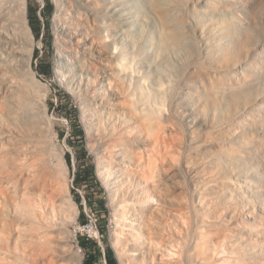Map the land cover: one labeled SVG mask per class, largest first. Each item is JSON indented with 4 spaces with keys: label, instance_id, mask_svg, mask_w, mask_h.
I'll return each mask as SVG.
<instances>
[{
    "label": "bare ground",
    "instance_id": "1",
    "mask_svg": "<svg viewBox=\"0 0 264 264\" xmlns=\"http://www.w3.org/2000/svg\"><path fill=\"white\" fill-rule=\"evenodd\" d=\"M113 1L116 2L117 0L116 1L112 0L113 4H111L109 0H104L103 2L104 5L100 4L103 6V8L100 7L102 9L100 10L98 9L99 12L96 9L98 13L96 12L95 13L99 17L100 14H102L101 17L103 18V20L99 21L100 20V19L98 20L99 17H95V19L93 20H95L96 22L98 21L101 24L103 23V21L109 20L110 23L107 22L108 23L107 24L106 22H104L102 26L100 25V23L99 26L96 25L99 32L101 31L99 29L102 28L103 25L105 27L102 29L103 31L100 32V34L102 35L97 33L100 35V37H98L100 40V41L98 40L99 42L96 43L94 39L95 40L97 39L92 38V44L93 41L96 43V46H94L95 43L94 45H91L92 47L94 46L92 48V51L94 53H91L92 51L91 52L89 51V53L95 56L94 57L95 59L94 58L93 59L96 62L99 61L104 66L111 67L112 70L108 71L110 70V68L108 67V69H105V67L102 65V67H104L105 70L101 68L100 69L104 70L103 71L104 73H102V71L101 74L100 72L97 73L98 70L97 71L95 70L96 73H94L93 71L91 73L88 70L86 76L88 80L87 86L89 85L93 87L92 84L100 86V89H103L102 94H104V97H106L109 101L107 102L112 103L114 106H117V108L115 109L113 108L111 109V111H109V113H111L109 115V128L106 127L104 131L106 135L107 134L110 135L109 142L111 143L112 141V145L109 146V148L111 147V150L110 149L107 150L110 152H107L105 149L107 156L104 159V161L102 160L103 162H100L101 165L99 167V173L101 177L100 179L101 182L103 181L104 186L111 192L110 195L112 197V200L115 202L114 204H116L115 206L118 207V209L124 210V208H126L125 210H127L126 213H124L125 211L124 210L122 213L116 214V217L118 219L117 220L118 224L123 223L125 228L131 227L130 231L132 233L128 235V237L126 238H123L124 235L123 233L122 235L118 234V239L116 241L113 240L114 248L120 249L121 252L120 257L122 258L123 256L124 257L127 256V260L129 259V261L132 264H254V262L251 259L252 258L251 252H253L252 239L254 238L253 234H257V232L256 230L253 229H257L258 225L256 224V221H253L252 219H249L246 216L241 217L243 218V221H240L239 219L241 218L238 219V217L235 216H234L235 220L233 219L232 216L234 214L235 215L236 213L237 214L240 213V215L243 214L247 207L242 206L241 208L238 209V207L236 206L237 207L236 208L234 205H236L237 202H235L234 199H231L230 195H228V192L226 191V189L227 188L230 189L229 187L232 185V183L230 182L231 174H232L230 170L232 169V167H230L228 161H229V156L234 154L235 150L232 149L231 147L237 144H234L232 146L231 145L232 143L231 144L226 143L224 139H225L226 131L227 130L229 131V127L233 124L231 123L230 120L231 118L229 119V121H227L226 116H224L225 117V122H224L223 121L224 119L217 120L216 117V112L218 110L224 112L223 105L219 104V101L221 100L222 97L220 95L224 93V91L234 89L238 84L244 83L241 80L238 81V83L237 82L234 83L232 75L230 73L228 74L227 71H225L227 69L226 67L227 66L229 67L227 62H229L228 58L231 55L230 54L231 52L228 51H231L233 48L231 50L230 48L233 47L234 45L233 42L228 37V35L231 36V34L227 32L228 33L227 35L226 33L227 30H224V27L227 24L224 25L221 23L222 25H224L221 27V25L220 26L218 25L220 21L216 24H215L216 21L213 22L214 25H212L211 29L213 30L212 32L216 35L215 38L218 39V41H220L221 48L216 47L217 49L213 48V49L204 50L207 52L206 54L208 58H205L207 59L206 61L205 59H203L205 62H202L201 60L205 54L203 56L201 55L202 58H200L201 53L199 54V52L201 51L199 50V52L197 53L198 50V49L196 50L197 46L195 47L193 43L194 32L192 29L194 27H192L191 29L190 28L191 26L189 25L190 23L189 19L190 20L194 19L195 22V19L198 18L197 15H199L200 13L198 14V12L194 10V6L192 7L188 6L187 12L186 10H184L186 7L182 8L181 5H180L181 7L176 6L177 4H179L181 0H177L179 2H177V4L175 3L176 4L175 7L172 6L173 8L170 7L171 9L170 8L165 9L164 11L163 8L166 5H164L163 2L161 4L164 5L162 6L163 8L161 6H157L158 9L160 7L162 8L161 9L162 19L165 21L164 24L162 23L163 26L159 32L160 33L159 39L157 38L159 45H157V43L155 42L157 48L158 46L160 47V50L159 48L157 50L158 55L160 54V56H164L161 57L163 61L165 60V58H167L165 56H170L172 54L171 52L168 51L169 49L172 50L173 47L177 48V47H181L182 45L184 47L187 44V43L185 44V40L187 39L188 40L191 39V42L188 45H186L185 48L186 52L187 51L188 52L187 54L184 53V55L186 54L185 56L187 57L184 58V62L181 63L180 61L181 65L179 67L176 66L177 69H173L172 68L173 65L170 66V64L168 63L169 65H167V67L170 66L173 69L172 70L168 67L169 70L170 71L175 70V73L174 72L171 73L167 68H166L167 70H163L165 69L164 67L162 68V70H160L159 73L160 75L164 74L165 77L164 79L166 80L167 78H169L167 76L171 77V74L173 73L176 75L178 74L179 76L177 75V79H179L180 81L176 79V82L179 81V83L176 84V82H174L175 79H173V81L168 80L167 83L170 84V82H172L171 84L173 85L174 83L175 85V87L174 86L171 87L170 84L169 85L171 87L170 89L165 85L167 84L165 83L166 80L165 82L161 81L163 78L160 77L159 75L160 79L158 78V80H155L156 81L155 84L156 83L158 84L157 81L160 80L159 83L160 85L158 84L160 88L157 89L154 88L156 86L154 87L152 86L155 90V92L154 90L153 91L151 90L153 92V96L150 94L151 93L150 91L147 90L145 91L144 89L146 95L147 92H149V96H150V97L147 96L146 97L147 99H144L142 96L145 95L144 94L145 92L143 91L144 88L143 85L145 83L143 85L140 83L141 82L140 80L143 78V76L140 78V80L139 79L137 80L140 81L138 83V86L142 85L141 89L142 92H144L143 93L144 95L141 93L140 87H138L136 84L138 81H136L135 86L132 87L130 86L132 83H129L130 85H128V81L126 80L127 81L126 82L124 79L127 77V75L129 76V74L136 75L137 72L136 71L137 69L136 70L134 69L136 72H134L135 74H132L134 71V70L132 71V69L134 68L132 67V64L135 60L133 61L132 59L134 58H132L131 54L130 53L128 54L127 52L130 50L131 46H133L135 48L140 49V50L138 49L136 50L141 52H137L135 50L136 53H139L140 55V53L144 52L143 50L146 51V49H144L146 44L145 45L142 44L144 43L143 40H137L138 42L135 41V46H134L132 44V42L134 41H130V39H127V37H130L132 40L133 39L136 40L138 39V37H136L137 35L130 36L132 34L128 32H127L128 34L126 33L128 35V36L126 35V38L124 37L125 35L124 36L119 35L120 37H124L126 39V40H122L121 38L120 40H122L123 42H118L119 40L117 41L113 38V36L115 35L114 32L118 30L120 32V29L122 32L123 30L122 26L118 25V21L120 18H118L116 24L115 22L116 19L114 20L113 18L117 15L115 14L114 16L111 13L112 10L117 9V7H115V9L113 7L119 5L120 2H116V4H114ZM187 1L182 0L181 2H183L185 6L187 5L185 3H189ZM3 3H5V0H0V168L2 167L1 169H4V172H8L11 166L16 169V171L15 169L14 170L11 169V171L13 170L12 172L15 171V175H13L12 172L10 174H12L15 177L14 178L12 176L14 179L17 178V180L19 181V185L18 182L15 181L12 177L10 178L13 179L15 182L13 181L12 183L9 184H11L12 187V185H14L13 183L17 182L16 185H18L19 188L16 189L17 191H19V193L17 192L18 194H14L16 196V198L14 199L11 197L12 195L6 194L3 191V183L1 182V180H0V193L2 192L4 194L5 199L8 200V203L11 201V203H13L14 205L15 212L18 214L19 217V222H18L19 226L17 227L16 225H14V227L16 226V228H19L18 229L19 234H8V232H4L5 230L0 229V264H67L66 256L68 254L69 249L67 248V254L65 256L66 247L68 246L65 247L66 242L64 240L65 238H63L64 235L63 233H65L63 232V227L66 224L65 223L66 218L59 217V215H61L62 212L65 213L64 209H66L67 206V204L65 207L62 206L65 203L63 202V198H61L60 196L61 194L60 192H62L61 190H63V192H66L67 190L68 183L66 184L65 182L67 179L64 176V179H66L64 180L62 174H61L62 176L60 175L59 177L58 176L59 174L58 173L56 174L54 172L58 170L57 169L58 167L56 168L54 164H53L54 166L52 164L50 166L49 162L52 160L49 161L50 159L49 156L47 158L46 157L44 158L45 156L43 155L44 147L41 148V152L42 151L43 152L40 153V155L42 154L43 157L38 156L37 158L34 157L31 158V156H29V154H32L31 148L29 149V147L27 148L23 144L26 143L24 142V140L27 138V135L30 136L32 132L37 130V124L39 123V122L37 123L36 121L37 120L35 117L36 113L34 112L35 109H33V106H36V104L39 106L41 105L39 101L45 100L43 97L36 100V96L35 94H33V89H32L33 87L31 86L32 84H30L29 86L27 82L28 79L26 80L24 78L25 74L22 75L23 74L22 69H25L27 67L29 70H31L29 67L31 64L32 54L34 50V36L32 33V29L29 25V19L27 14V2L26 0H19V10L17 12L18 15L17 14L15 15V17L18 16L17 19L14 17V15H12V19H13L12 22H14L15 24H13L9 20L11 14L13 13L7 14L8 11L5 12L7 8L5 7L6 9L4 10L3 6H1ZM109 3L111 4V6ZM207 3L210 4V1H208ZM232 3H234L233 0ZM213 5L214 4L212 3L211 6ZM217 5L214 6L213 8L217 7ZM205 7L210 8V6H205ZM219 7H225V6L219 5ZM59 8L56 17L59 19L58 21L60 23L62 22L63 24H65L66 23L65 19H67L66 17L67 15L62 12L60 15V11L62 10V8H60L61 10H59ZM111 8L113 9L111 10ZM226 9H228V7H226ZM96 14L95 16H97ZM132 17H134V15ZM224 19L223 21L225 22ZM122 22L123 21H121V23ZM105 23L107 25H105ZM211 24L209 23V25H207L205 23L204 26L206 27L207 25V28L209 26L210 29ZM129 25L128 26L125 25L124 29H126L127 26V30H129V28H131L129 27ZM117 26L118 27L121 26V27L118 29ZM227 26H229V24ZM90 27L93 28L92 26ZM90 27H88L87 31L90 30L89 29ZM230 27L231 26H229V28ZM149 30L151 31V29ZM91 31L93 30L91 29L90 32L88 33L91 34ZM112 32L114 34V35L112 34L113 36L111 35ZM208 32H210L209 36L211 39L212 38L211 35L213 34H211V31L209 30ZM199 34L200 33H198V35ZM154 35L157 34L154 33ZM196 35L194 37H196ZM77 36L81 37L79 35ZM89 36L88 37L86 36V38L89 39ZM153 37H157V36H153ZM153 37L152 38L150 37L151 38V39L149 38L150 40L148 39L149 43L155 41ZM83 38L77 39L78 46H76L74 49L78 53L80 52L79 48L80 49L82 48V51H84L87 48L86 46L87 44L84 43ZM110 38L113 40H111ZM203 38L205 39V36ZM234 39L235 37L232 38V40ZM127 40H129V42L131 43V46L128 43L130 48L127 45L129 50H127L128 48L125 45V42ZM144 41L147 43V40ZM205 42H201V43H205ZM209 42L211 41L209 40ZM214 43H216V41ZM214 43L212 44L213 47H214ZM118 44L120 45V47ZM141 44L143 45L142 46L143 48L141 47ZM63 45L64 43L62 44V46ZM91 46H89L88 48H91ZM169 46L170 48H168ZM210 46L211 45H209V47ZM62 48L63 50L65 49L67 50L66 46L61 47V49ZM201 48L203 47L201 46ZM183 49L181 48V50ZM157 51L155 56L158 57ZM84 52L80 54L83 57L85 56ZM129 55L132 58L131 59L132 62L130 61V63H132L131 66L127 64L128 62L126 63ZM139 55L138 57H140ZM151 55H149V57ZM142 56L145 55L141 54V57ZM146 56L143 57L144 59L142 58L144 61L145 60L147 61L149 59L148 56L147 57ZM155 56L153 55L152 57ZM74 57L75 56L73 55V59L76 60V58ZM152 57L150 59H153ZM168 58L167 60L172 59V58L170 59ZM73 59H71L72 60L71 62H73ZM176 59L179 58L177 57ZM79 60L81 59H77L76 62H74L73 64L75 63L78 64ZM84 60H81L79 62L80 63L79 65H81L82 64L81 62ZM154 60L156 61V57L155 59L152 60V62ZM163 61L161 63H163ZM200 61L202 63H200ZM139 62L141 61L139 60ZM152 62H149L151 63L150 65L152 68L151 72L154 71L153 69H155L154 66L156 65L154 62H153L154 64H152ZM171 62L172 61H170V63ZM147 63L145 65H143L142 63V65L145 67L144 70L148 68L146 67ZM173 63L175 64V62ZM164 64H167V62L166 63L164 62ZM221 64H226V66L223 65L221 67ZM173 67L175 68V66ZM86 69H90V66L86 67ZM86 69L85 67L84 69L82 68V72H84V70ZM91 70H93V68H91L90 71ZM211 70H213V73ZM166 71L167 72L169 71V73H167L169 75H166L164 73ZM153 73L155 74V72ZM30 74L32 73L30 72ZM102 74H104L105 77ZM147 74H149V72L146 73L145 75ZM123 75H126V77L124 78ZM156 76L152 74L151 77H156ZM31 77L33 79L35 78L34 75H31ZM146 77H148V75ZM248 78L251 79V76ZM248 78L246 76V79ZM147 80H145V82ZM82 81H84V78ZM246 81L247 80H245V83ZM85 82L86 81H84V83ZM105 84L106 85L108 84V86H105ZM165 87H167V90L170 89L171 91L169 92L167 91V93H165L164 91L166 89ZM184 88H185V92L183 91L182 93H180L181 92L180 89H184ZM93 91L96 92L97 88L96 87L93 88ZM166 94H168L169 97H166L167 96ZM180 95L181 96L183 95L186 99L191 100L190 104L189 105L187 104L188 106L191 105L193 107L194 106L197 107L196 108L197 110L195 109L196 111L195 114H193V116L196 115V117L194 118L198 119V121L192 127L191 125L188 126L187 123L183 124L182 122H180L179 117L181 118V115L183 113V111H181V108L183 109L186 108L185 107L186 104H184V102L182 101V100L185 101V99L183 96L181 97ZM163 97H165V100L167 98L166 101L169 102V104H167L165 107H164V103L161 102L164 100ZM160 102L162 104H160ZM167 106H169V109L167 108ZM165 110H167V113ZM186 111L185 113H187ZM212 111L214 112V116L212 115L213 117L211 120ZM31 112L34 113V115H32ZM97 112L99 111L97 110ZM232 113L230 112V114ZM200 116H202L203 118V119L200 118L204 123L202 125H200L199 122ZM103 121L105 122L106 119ZM101 126H103V124H101ZM39 131L40 130L34 132V135H36L35 133H37V135L41 136L42 133L40 134ZM42 136H44V134ZM215 138L217 139L216 143L212 144V142L215 141ZM29 139L27 138V140ZM36 141L38 143L41 142L39 138ZM27 143L26 145L29 146L32 142L29 141V145ZM38 143H35L34 145L31 144V146L34 147L37 146L36 148L38 149L41 147L42 142L39 145H37ZM9 144L11 145L9 146ZM8 146L9 148L12 146L11 147L13 148L12 152H10L9 149H7ZM36 148H34V150L32 149V152L35 151L34 153H36L37 151ZM34 153L33 155L35 156ZM45 153H48V155H52V152L50 151H46L44 152V154ZM36 154L38 155V151ZM54 156H56V154ZM39 157L43 159H40ZM8 166L10 168H8ZM52 168L53 170L55 168L57 170L53 171ZM59 171L60 170H58L57 172ZM7 174L9 173H5L4 176L6 175V177H9L7 176ZM218 180L224 181L225 184L223 188H218L216 186L217 184L215 183ZM7 182L5 184H7L8 187ZM249 184L250 182L246 181L245 186H243L244 190L245 189L251 190ZM5 186L6 185H4V188ZM12 188H10L12 189L10 191H13L15 187L13 186ZM14 192L15 191H13L12 193ZM66 200L67 199H64V201ZM197 200H198V204H197ZM246 200L247 203H251L250 196L246 197ZM71 206L73 205L71 204ZM62 207L64 209H62ZM119 211L120 210H118V212ZM252 211L253 210L250 209L247 210L246 212L249 213ZM63 213L62 215L64 216ZM2 215H3V211L0 206V217ZM229 217L230 218L232 217V219H229ZM231 220L235 222L233 223ZM122 239H128L130 241L131 244H129V246L127 247V248L130 247L129 249L126 248L127 245L125 246L123 245L122 243L123 241L121 242ZM257 240L258 239H256V241ZM256 243L259 244L260 243L259 240ZM263 243L264 242L260 243V246L258 248H260L264 252ZM76 260H78L77 261L78 264H81L80 263L81 259L79 260L77 258ZM71 263L72 262H70V264ZM121 264H123V262Z\"/></svg>",
    "mask_w": 264,
    "mask_h": 264
},
{
    "label": "rangeland",
    "instance_id": "2",
    "mask_svg": "<svg viewBox=\"0 0 264 264\" xmlns=\"http://www.w3.org/2000/svg\"><path fill=\"white\" fill-rule=\"evenodd\" d=\"M47 1H49L50 4L53 6V13L49 17L50 18V35L52 37V46L51 47L48 46L50 40H49V37L47 35V31H45L44 28H42V32H41L40 37H36L32 31L33 36H34V50H33V54H32L31 64L29 67L31 70H29L27 67H26L27 69L26 68L22 69L23 70L22 75L25 74L24 75L25 77L24 76L23 77L26 80L28 79L27 82H28L29 86H30V84H32L31 86L33 88L32 87L31 88L33 89V94H35V96H36V100L41 98V97H43L45 99L43 101L38 100L41 104L39 106L36 104V106L38 108L36 106H33V109H35V111L34 110L33 111L36 113V115H35V117L37 119L36 121H37V123L39 122L37 124V130H35L34 132H37L38 130H40L39 131L40 134L42 133L41 136L44 134V136H42L43 137L42 138L41 136L37 135V133H35L43 145L41 144V147L38 146V147H40L38 149L36 148L37 147L36 145H35L36 147L31 146V144L34 145L35 143H38L36 141L38 138L36 135H34V132H32L33 135L32 134L30 136L27 135L28 139L30 137L29 140H27L26 136H25L26 139L24 140V142H26V143L28 142L27 143L28 145H29V141L32 143L29 146H27L26 143H23V144L27 148L28 147H29V149L31 148L32 154H29V156H31V158H33V157L37 158L38 156L43 157V155H45L44 158L45 157L47 158L49 156V158H50V159L48 158L49 161L52 160L49 162L50 166H51V164L52 165L54 164L56 166V168L58 167L57 169L60 170L61 172L60 171L57 172L58 170L56 168L54 170H57V171H54L53 168H52V170L56 174L58 173L59 177L62 174L63 176L62 175L61 176L63 177V179H64V176L67 179V180L64 179V180H66L65 181L66 184L68 183L67 184V190H66V192H63V190H61L62 192H60V193L61 194L64 193V194L63 195L60 194V196H61V198H63V202L65 203V204H63L61 202L63 204L62 206L65 207L67 204L66 209H64L63 207H62V209H64V212L68 216L63 212L62 213L64 214V216L62 215V213H61V215H59V217H65L66 218V220H65L66 224L63 227V232H65V233H63L64 234L63 238H65L64 240L66 242V243L64 242L65 247L68 246V247H66L65 256L67 254V248L69 249L68 254L66 256L67 264H70V262H72L71 264H75L78 261V260H76L77 258L79 260L81 259L80 260L81 262L79 261L81 264H84L87 251L80 244V242L83 240H85L86 243H90L89 241H93L95 243H98V245L101 247L102 254L98 258V264H107V262L105 260V254H106V247L107 246H111L113 248L118 264H121L122 262H123V264H132L129 261V259L127 260V256H125L126 258L123 256L122 257L123 259H122L120 257V254H121L120 249H115L113 246V240L116 241L118 239V234L122 235V233H123L124 234L123 238H126V237H128V235H130L132 233L130 231L131 227L125 228L123 223L118 224V222H117L118 219L116 217V214L122 213L126 208H124V210H122V209H118V207L115 206L116 204H114L115 202L112 200V197L110 195L111 192L104 186L103 181L101 182V180H100L101 177H100V173H99V167L101 165L100 162L104 161V159L107 156L106 151L109 149L111 150V147L109 148V146L112 145V141H111V143L109 142L110 141L109 140L110 135H108V134L106 135V133L104 131L106 127L109 128V115L111 114V113H109V111H111V109H113V108L114 109L117 108V106H114L112 103H108L109 101L106 97H104V94H102L103 89H100V86H97L94 84H92L93 87H91L89 85L87 86L88 80H87L86 75H87L88 70L91 73H92V71L94 73H96V71L98 70L97 73L100 72V74H101V71H102V73H104L103 71L105 69H108V67H109V66H107V67L104 66L99 61L96 62L94 60L95 56L93 54H91V53H94L92 51V48L94 46H96L97 42L100 41L98 37H100V35H102V34H100V32L103 31L102 29L105 27L104 25L102 28L99 27L100 28L99 30H101L99 32L97 26H99L100 22H98V21L96 22L95 20H93V19H95V17H99L96 13L99 12L98 9L100 10L103 8L102 5H104V3H103L104 0L103 1L102 0H98V1L97 0H89V1L88 0H26L28 19H29V11H30L29 9L32 10V9L37 7V8H40V10H43L46 7ZM165 1L167 4L165 3ZM173 1L174 0H168V1L167 0H117L116 2H120V4L113 7L114 9H115V7H117V9H115L116 11L112 10L113 8H111V10H112L111 13L114 16H115V14L117 15L113 18L114 20L116 19L115 20L116 24H117L118 18H120L121 21H123V22L121 23V21L119 19L120 23L118 21V25L122 26V29H123L122 32L124 30H126V31H124L125 34H124V32L123 33L121 32V29H120V32H119V30L114 32L115 35L112 32L111 35L113 34L115 36L114 37L112 35L113 38L117 41L119 40L118 42H123L122 40H126L125 39L126 35L128 33H130V34H132L130 36L137 35L136 37H138V39H136V40L135 39L132 40L130 37H127V39H130V41H134V42H132V44L134 46H135V41H137V40H143L144 43H142V44L143 45L146 44L144 47V49H146V51L143 50L144 52L142 51L143 53H140V55H139V53H136V51L141 52V51H138V50H140L139 48H135V47L131 46V43L129 42V40H127L125 42L126 47L128 48V46L130 45L131 48H130V46H129V48H130V50L132 49L130 52V50L128 48L127 50H129V51L127 53L128 54L130 53L132 58H134V59H132L129 55L126 63L128 62L127 64H129L131 66L132 63H130V61L132 62V60L133 61L135 60L133 62L134 66L132 64V67H134L132 69V71L134 69L135 70L137 69L136 71L138 73L134 70L132 74H135L134 72H136V75L129 74V76L127 75L128 78L126 77V75H123L124 78L126 77L124 80L128 81V85H130L129 83H132L130 86L133 87V86H135V82L138 81L137 79L140 80V78L142 76H143V78L145 77L146 79L142 78L140 80L141 82L138 81L136 84L138 86L139 82L142 85L145 83L143 85V87H144L143 91H144V89H145V91L146 90L150 91L151 92L150 94L152 96H153L152 91L154 90V88H157V89L160 88V86H159L160 80L157 81L159 85L157 83L155 84V82H156L155 80H158V78L160 79V77L163 78L161 81L165 82V80H166V79H164L165 78L164 74H162V75L159 74L160 70H162L163 67L165 68L163 70H167V69L169 70V68L170 69H172V68L177 69L176 66L179 67L181 65V63L184 62V58L187 57L185 55L187 54L188 51L186 52L185 48H186V45H188L191 42V39H189V40L187 39V40H185V44L186 43L187 44L184 47L182 45L181 47H177V48L173 47L172 50L169 49L168 51L172 53L170 55L172 57H170V56H165V57H167V58L169 57L168 59L172 58L171 60H167V58H165V60L163 61V59L161 57H164V56H160V54L158 55V51H157L158 48L160 50L159 46L157 48V45H159V42H158V39L160 36L159 32H160V29L162 28L163 24L165 23V21L162 19V14H161L162 10L161 9L163 8L162 6H164V5H166L167 7L164 6L163 11L165 9H169L172 6L175 7L177 2H179V1L176 0V1H174V3H173ZM183 1H187V0H183ZM208 1H210V4L207 3ZM233 1H234V3H232V0H230V1L229 0H227V1H225V0L224 1H222V0H207V1L206 0H202V1L201 0H199V1L198 0H189V1H187L189 3H185V4H187L185 6H184L183 2H181V3L179 2V4H177L176 6L181 5L182 8L186 7L184 9V10H186V12H187L188 6L189 7L194 6V10H196L198 12V14L200 13L199 15H197L198 18L195 19V22H194V19L193 20L189 19V22L192 23V24L189 23V25L191 26V27L190 26L189 27L191 29H192V27H194L192 29L194 32L193 33V43H194L195 47L196 46L198 47V48L196 47V50L198 49L197 53L199 52V50L201 51V52H199V54L201 53L200 58H202V56L205 54L201 60L202 62H205L207 60L205 58H208L207 54H206L207 52L204 50L213 49V48L215 49L216 47L221 48L220 41H218V39L215 38L216 35L212 32L213 30L211 29L212 25H214L213 22L216 21L215 22V24H216L220 21V23H218V25L219 26L221 25V27L224 26L225 24H227V25L229 24V26H231L230 28L227 25H225L226 28L224 27V30H227L226 33L228 32L229 34H231V36H230L227 33L229 39L233 42L234 45H233V47L230 48V50L232 48L233 49L231 51H228V52H231L230 53L231 55L228 58L229 62H227L229 67L227 66L226 67L227 69L226 70L223 69V70L227 71L228 74L230 73L232 75L234 83L235 82L238 83V81H240V80L244 83L238 84L234 89L224 91V93H222L220 95L222 97H221V100L219 101V104L223 105L224 112H221V110H218L216 112L217 120L224 119L223 121L225 122L224 116H226L227 121H229V119L231 118L230 120H231V123L233 125H231L229 127V131L228 130L226 131L224 141L226 143H229V144L232 143L231 144L232 146L234 144H237V145H234L233 147H231L232 149L235 150L234 154L229 156V161H228V163L230 164V167H232V169L230 170V172L232 173L231 174V181H230L232 183V185H231L232 187L230 186L229 187L230 189L227 188L226 191L228 192V195H230V198L234 199L235 202H237V204L234 205L235 207L237 206L238 209L241 208L242 206L247 207L245 209L244 213L241 214L242 216L240 215V213L239 214L236 213V215L234 214L232 216L233 219H234V216L238 217V219L243 217V216H246L249 219L256 221V224L258 225V227H257V229H253V230H256L257 234H253V237H254L252 239L253 240L252 241L253 242V249H252L253 252H251L252 253L251 259L254 262V264H264V252L260 248H258L260 246V243L264 242L263 241L264 240V0H236L237 2L235 0H233ZM109 2L111 4H113L112 0H109ZM116 2H114V4H116ZM162 2L164 3V5H161ZM204 2H206V3H204ZM224 2H226V3H224ZM97 3H99V4H97ZM126 3H128V4H126ZM157 3H158V5H157ZM198 3H200V4H198ZM212 3L214 4L213 6H211ZM223 3H224V5H223ZM61 4H62V7H61ZM100 4H102V5H100ZM111 4H110V6H111ZM204 4H207V5H204ZM236 4H237V6H236ZM120 5H123V6H120ZM216 5H217V7L213 8ZM219 5L225 6V7H219ZM1 6H3L4 10L7 8L5 10V12L8 11L7 14L13 13V14H11L10 19H9L12 22L13 21L12 15H14V17L16 14L18 15L17 12L19 10V0H11V1L5 0V3H3ZM93 6H94V8H93ZM95 6H97V7H95ZM157 6H161L162 8L160 7L158 9ZM205 6H210V8L205 7ZM59 7L62 8V10ZM100 7H102V8H100ZM155 7H156V9H155ZM226 7H228V9H226ZM58 8H59V10H61L60 15H61V12L65 13L67 15L66 16L67 19H65V21H66L65 24H63L62 22L60 23L58 21L59 19L56 17V15L58 13ZM219 8H220V10H219ZM96 9L98 12L96 11ZM122 9H123V11H122ZM129 9H131V10H129ZM63 10H64V12H63ZM159 10H160V12H159ZM212 10H214V11H212ZM107 11H109V10H107ZM93 13H95L97 16H95V14H93ZM201 14H202V16H201ZM133 15H134V17H132ZM136 15H137V17H136ZM101 16H102V14H100V17L98 18V20L100 19L99 21L103 20V18ZM17 17L18 16H16L15 18L17 19ZM223 17L226 19H224ZM40 18L42 21L44 20V17L42 14H41ZM208 18L211 22L208 20ZM223 19L225 20V22L223 21ZM104 22L110 23L109 20H105V21H103L102 24H104ZM12 23L15 24L14 22H12ZM96 23H98V24H96ZM106 23H105V25L108 24V23L107 24ZM123 23H125V24H123ZM205 23L207 25H209V23L210 24L212 23L210 25V29H209V26H208V28H207V25H206V27L204 26ZM221 23L224 25H222ZM102 24L100 23L101 26H102ZM29 25H30V23H29ZM125 25H127V26L129 25V27H131V28H129V30H127V26H126V29H124ZM194 25H196V26H194ZM90 26H92L93 28H91ZM121 26H119V27L117 26V28L119 29ZM88 27H90L89 28L90 30L91 29L93 30V31H91V34L88 33V32H90V30L87 31ZM94 27H95V29H94ZM197 27H199V28H197ZM236 27L237 28L239 27V28L237 29ZM117 28H116V30H117ZM149 29H151V31ZM65 30H66V32H65ZM208 30L211 31V34L214 35V37H213V35H211L212 40L210 39V36H209L210 32H208ZM96 31H98V32H96ZM146 31H148V32H146ZM202 31H204V32H202ZM206 31H207V33H206ZM232 32H233V34L234 33L235 34L233 35ZM62 33H63V35H62ZM94 33H95V35H94ZM97 33H99L100 35ZM154 33L157 35H154ZM198 33H200V34L198 35ZM140 34H142L143 36ZM77 35L81 36L82 38L85 36L83 38V41H84V43L87 44L86 45L87 48L91 45H94V43L96 42L93 47L91 46V48L87 49L85 47L86 48L84 50L85 52L82 51V48L80 49L79 47H77V48H79L80 52L81 51L84 52V54H85L84 57L82 55H80V54H82V52L78 53L74 49L76 46H78L77 45V43H78L77 39H82L81 37H78ZM109 35H110V33H109ZM119 35L120 36L125 35L124 36L125 38L120 37ZM195 35H196V37H194ZM86 36L87 37L89 36V39H87ZM112 36H110V37H112ZM153 36H157V37H153ZM204 36H205V39H207L208 41L203 38ZM150 37L151 38L153 37L155 39V41L152 43H149L148 41L151 39ZM230 37H232V38L235 37V39L232 40V38H230ZM74 38H76V39H74ZM92 38L97 39V40L94 39L95 42L93 41V44H92ZM116 38H118V39H116ZM121 38H122V40H120ZM140 38H142V39H140ZM156 39H157V41H156ZM111 40H113V39H111ZM144 40H147V43ZM209 40L211 42H209ZM65 41H66V43H65ZM212 41H214V42L216 41V43H214ZM155 42L157 43V45L155 44ZM201 42H205V43H201ZM63 43H64V45L62 46ZM128 43H129V45H128ZM196 43H198L200 45H198ZM213 43H214V47L212 45ZM142 44H141V47L143 46ZM209 45H211V46L209 47ZM64 46H66V48H67V50L65 49L67 53L65 52V50H63V48L61 49V47H64ZM201 46L203 48H201ZM119 47H120V45H119ZM136 47H138V46H136ZM207 47H209V48H207ZM168 48H170V46ZM181 48L182 49L184 48L183 49L184 51L181 50ZM136 49H138V50H136ZM149 49H150V51H149ZM176 49H177V51H176ZM133 50H134V52H133ZM37 51L39 52L38 56H36ZM89 51L90 52L92 51V52L89 53ZM156 51H157L158 57L155 56ZM179 51L181 54L179 53ZM202 51H203V53H202ZM152 52L153 53L155 52V53L153 54ZM151 53H152V55H151ZM184 53H186V54L184 55ZM133 54L134 55L136 54L137 56L136 55L134 56ZM141 54L145 55V56L147 55L149 59L147 58L148 60L144 61L143 57H145V56L141 57ZM63 55H65V56H63ZM73 55L75 56L74 58H76V60L77 59H81V60L86 59V60L81 62L82 63L81 65H83V64H86V65L89 64V65L88 66L79 65L80 64L79 62L81 60H79V62L77 61L78 64L77 63L73 64L74 62H76V60L73 59ZM138 55L140 57H138ZM149 55H151V56L149 57ZM153 55L156 57V61L159 60L157 62L154 60L153 62L156 65L155 66L152 65L155 68V69H153L154 70L153 72H155V74L158 76H156L153 72H151L152 71V68L150 66L151 63H149V62H152V60L155 59V57H152ZM175 55H176V57H175ZM151 57L153 59H150ZM177 57L179 59H176ZM49 59L51 60L52 65H53L52 75H49V76L40 75L37 71V67L39 65L45 66L46 63L49 61ZM71 59H73V62H71L72 61ZM128 59H129V61H128ZM203 59H205V61ZM234 59H236V60H234ZM90 60L92 61V63ZM139 60L141 62H139ZM162 61H163V63H161ZM170 61H172V62L170 63ZM180 61H181V63H180ZM201 61H200V63H202ZM145 62L146 63L148 62L149 64L147 63L146 67H148V68H146L144 70L145 67L143 65L146 64ZM153 62H152V64H154ZM164 62L165 63L167 62V64H164ZM173 62H175V64L176 63L177 64L175 65ZM135 63H136V66H135ZM142 63H143V65H142ZM168 63L170 64V66H172V65L175 66V68L173 66H172V68L170 66H168L169 67L168 68L167 67V65H169ZM231 63H232V65H231ZM91 65H92V67H91ZM102 65L105 67V69H104V67H102ZM223 65L226 66V64H221V67ZM89 66H90V69L93 68V70L90 71V69H86V67H89ZM84 67L86 70H84V72H82V68L84 69ZM100 68L104 69V70H101ZM109 68H110V70H108V71H111L112 70L111 67H109ZM158 68H159V71H158ZM113 70H114V68H113ZM139 71H140V73H139ZM143 71H144V73H143ZM157 71H158V74H157ZM169 71L168 72L166 71L164 73L166 75H169V74H167V73H169ZM211 71L213 73V70H211ZM30 72L32 74H30ZM148 72H149V74H147L148 77H146L147 75H145V74ZM161 72H163V71H161ZM170 72L175 73V70L170 71ZM84 73H85V75H84ZM150 73H151V75H150ZM174 73L171 74V77L167 76L169 78H167L165 83H167L168 80L173 81V79H175L174 82H176L178 74L176 75ZM137 74H139V75H137ZM152 74L154 76H156L157 78L151 77ZM236 74H238V75H236ZM31 75H34L35 76L34 79H36V80H34L31 77ZM102 75L104 76V74H102ZM159 75H160V77H159ZM173 75H176V76H173ZM134 76H136V77H134ZM246 76H247V78L251 76V79L250 78L246 79ZM26 77H28V78H26ZM172 77H175V78H172ZM31 78L33 79V81ZM83 78H84V81H86L85 83H84V81H82ZM242 78H244V79H242ZM149 79H150V81H149ZM153 79H154V81H153ZM145 80H147V81L145 82ZM177 80H179V79H177ZM245 80H247L246 83H245ZM179 81H177L176 84L179 83ZM33 83H35V84H33ZM36 83H37V86H36ZM133 83H134V85H133ZM171 83L172 82H170V84ZM167 84H165V85L167 87H169L170 89L173 86L175 87L174 83H173V85L171 84V87L169 86L170 85L169 83H167ZM142 85L141 86L139 85L138 87H140L141 93L143 94L145 91L142 92V89H141ZM105 86H108V84L107 85L105 84ZM152 86L153 87L156 86V87L153 88ZM95 87L97 88L96 92L93 91V88H95ZM167 87H165L166 88L164 90L165 93H167V91L168 92L171 91L170 89L167 90ZM180 91H179L180 93H182L183 91L185 92V88L180 89ZM154 92H155V90H154ZM144 94L143 95L145 97L141 95L144 99H147L146 98L147 96L150 97L149 92H147V95H146V92ZM168 94H170V93H168ZM168 94H166L167 95L166 97H169ZM163 99H162L163 101H161V102L164 103V107H165L167 104H169V102L166 101L167 98L165 100V97H163ZM184 99H185V101L184 100H182V101L184 102V104H186V106L184 105L186 108L185 107H184L185 109L181 108V111H183L182 115L183 114L184 115L183 116L181 115V118L179 117V119H180V122H182L183 124L187 123L188 126L191 125V127H192L198 121V119L194 118V117H196V115L193 116V114H195V111L197 110L196 109L197 107L194 106L195 107L194 108L191 105L188 106L190 104L191 100H188L185 97H184ZM252 100H254V101H252ZM186 101L187 102L189 101V102L187 103ZM161 102H160V104H162ZM225 107H227V108H225ZM167 108L169 109V106H167ZM97 110L99 112H97ZM167 110H165L166 113H167ZM184 110L185 111L187 110L186 111L187 113H185ZM100 112H102V113H100ZM230 112L231 113L233 112V113L230 114ZM218 114H219V116H218ZM32 115H34V113H32ZM212 115L214 116L213 111L211 114V120L213 117ZM200 118L201 119H203V118H202V116L199 117L200 125H202L204 123ZM105 119H106V121L104 122L103 120H105ZM76 124H80L83 128V131L85 133L84 141H82L81 138H79V136L77 134L78 132L75 131L74 127ZM101 124H103V126H101ZM38 126H39V129H38ZM40 126H41V129H40ZM43 131H44V133H43ZM34 136H35V139H34ZM216 140L217 139L215 138V141H213L212 144L216 143ZM40 143H38L37 145H39ZM10 145L11 144H9V146ZM82 145H84V149H83ZM9 146L7 147V149H9V151L12 152L13 148H11L12 146L9 148ZM235 146H236V148H235ZM42 147L45 148V149L43 148L44 152L50 151V152H52V155H48V153L44 154L43 151H42L43 155L42 154L40 155V153H42L41 152ZM34 148H36V150L38 151V155L36 154L37 151H36V153H34L35 151L32 152V149L34 150ZM105 149H106V151H105ZM51 150H53V151H51ZM107 152H110V151H107ZM33 153L35 154V156L33 155ZM55 154H56V156H54ZM41 157H39V158L43 159ZM68 157H70V161L68 160ZM61 161H62V163H61ZM79 165H82V166L92 165L95 168L96 177H97L98 181L101 183V185L104 189V192H105V207L108 211L107 213L104 212L103 208L97 203V200H95V198H94V197H99L98 193L93 194V190L90 192L86 188V186H84V185L78 186L75 184V175H76V172L78 171ZM1 168H0V180L3 183V191L8 195H12L11 197L14 199V198H16V196L14 194L19 193V191H17V189L19 188V186H18L19 181L17 180V178L14 179L15 177L13 176V175H15L16 169L13 168L12 166H11V168L8 166V168H10L9 169L10 172L9 171L4 172V169H1ZM11 169H13V170L15 169V171L12 172L13 170L11 171ZM5 171H7V170H5ZM11 172L13 175L10 174ZM5 173H9L11 176L9 174H7V176H9V177H6V175L4 176ZM10 177H12L15 181L18 182V185H16L17 182L13 183L14 185H12V187L13 186L15 187L13 191H15L16 193L15 192L12 193L13 191H10L13 188L11 187V184H9V183H12L14 181ZM5 179H6V181H5ZM7 180H8V182H7ZM246 181L250 182L249 187H251V190H246V189L244 190L243 186H245ZM6 182L8 183V187H7V184H5ZM215 184H217L216 186L218 188H223L225 183L223 180H218ZM4 185H6L5 188H4ZM16 186H18V187H16ZM10 188H12V189H10ZM63 196H65V197H63ZM248 196H250V198H251V203H247L246 197H248ZM64 199H67V200L64 201ZM71 204L73 206H71ZM197 204H198V200H197ZM0 206H1V209L3 211V215L0 217V225H1L0 229L5 230L4 232H8V234H19V231H18L19 228H16V226L17 227L19 226L18 214L15 212V208H14L13 203H11V201L8 203V200L5 199V196L2 192L0 193ZM250 209H252L253 211L249 212V213L246 212L247 210H250ZM118 210H120V211L118 212ZM126 211L127 210H125L124 213H126ZM66 216L69 218H67ZM15 217H17V218H15ZM232 217L231 218L229 217V219H232ZM239 220L243 221V218H241ZM13 221H14V223H13ZM231 221L233 223L235 222L233 220H231ZM14 225H16V226L14 227ZM64 230H66V231H64ZM102 230L106 231L104 235L102 233ZM256 239L259 240V242H260L259 244L256 243L258 241V240L256 241ZM121 242L123 243L124 246L127 245L126 248L129 246V244H131L128 239H122ZM89 248H91V245H89ZM129 248H127V249H129ZM76 264H78V262Z\"/></svg>",
    "mask_w": 264,
    "mask_h": 264
},
{
    "label": "trees",
    "instance_id": "3",
    "mask_svg": "<svg viewBox=\"0 0 264 264\" xmlns=\"http://www.w3.org/2000/svg\"><path fill=\"white\" fill-rule=\"evenodd\" d=\"M29 23L31 26V29L36 37H40L42 28L47 31V35L49 37V47L52 46V37L50 35V16L53 13V6L50 4L49 1H47L46 7L43 10H40V8H34L29 9ZM41 14L44 17V20H41ZM45 40V39H44ZM39 52H36V56H38ZM37 71L40 75H52L53 73V65L51 60L46 63L45 66L39 65L37 67ZM75 131H77L79 138H81L82 141H84L85 133L83 131V128L80 124L75 125ZM84 149V145H82ZM68 160L70 161V157H68ZM75 184L80 186L84 185L86 188L91 192L93 190L94 193H98L99 197H94L95 200H97V203L103 208L104 212L107 213V209L105 207V192L101 185V183L98 181L96 174H95V168L92 165H79L78 171L75 175ZM105 230H102L103 235L105 234ZM90 243H86L85 240L81 241V246L87 251L86 253V259L84 261V264H98V258L101 256L102 251L101 247L98 245V243H95L93 241H89ZM89 245H91V248H89ZM105 260L107 264H118L117 259L115 257L114 250L111 246L106 247V254H105Z\"/></svg>",
    "mask_w": 264,
    "mask_h": 264
}]
</instances>
